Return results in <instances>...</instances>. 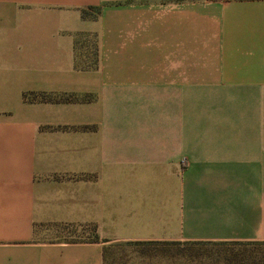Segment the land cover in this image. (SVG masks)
Listing matches in <instances>:
<instances>
[{"label": "crops", "instance_id": "crops-1", "mask_svg": "<svg viewBox=\"0 0 264 264\" xmlns=\"http://www.w3.org/2000/svg\"><path fill=\"white\" fill-rule=\"evenodd\" d=\"M145 241L264 242V0H0V264Z\"/></svg>", "mask_w": 264, "mask_h": 264}, {"label": "rangeland", "instance_id": "rangeland-1", "mask_svg": "<svg viewBox=\"0 0 264 264\" xmlns=\"http://www.w3.org/2000/svg\"><path fill=\"white\" fill-rule=\"evenodd\" d=\"M104 264H264V242H116L106 248Z\"/></svg>", "mask_w": 264, "mask_h": 264}, {"label": "trees", "instance_id": "trees-1", "mask_svg": "<svg viewBox=\"0 0 264 264\" xmlns=\"http://www.w3.org/2000/svg\"><path fill=\"white\" fill-rule=\"evenodd\" d=\"M95 239H98V238L95 236ZM145 242H155V241H145ZM173 242H175V241H173ZM239 242H241V241H239Z\"/></svg>", "mask_w": 264, "mask_h": 264}, {"label": "built area", "instance_id": "built-area-1", "mask_svg": "<svg viewBox=\"0 0 264 264\" xmlns=\"http://www.w3.org/2000/svg\"><path fill=\"white\" fill-rule=\"evenodd\" d=\"M184 162V161H183Z\"/></svg>", "mask_w": 264, "mask_h": 264}]
</instances>
